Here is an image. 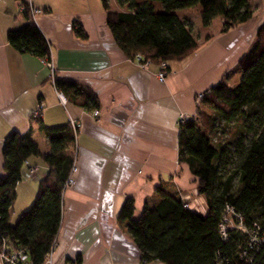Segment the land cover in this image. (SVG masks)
<instances>
[{
	"label": "crops",
	"instance_id": "0c3cea01",
	"mask_svg": "<svg viewBox=\"0 0 264 264\" xmlns=\"http://www.w3.org/2000/svg\"><path fill=\"white\" fill-rule=\"evenodd\" d=\"M28 2L42 10L35 17L29 14L50 44L55 76L90 88L98 98L100 117L93 110L64 105L50 66L9 43L8 33L28 22L21 11ZM112 5L120 9L116 0ZM180 17L192 20L188 14ZM75 24L82 25L86 39L77 36ZM260 24L250 21L228 32H222L223 26L201 29L210 39L197 37L201 46L196 52L168 62V76L161 83L159 64L142 68L119 48L101 0H0V175L3 143L12 131L31 130L41 150L50 152V142L33 116L40 104L47 126L79 125L75 185L63 193L55 264H79V259L80 264H143L141 251L118 217L130 197L134 217H140L146 203L156 201L161 185L193 209L207 212L197 178L179 162V123L196 114L199 94L221 82L234 87L242 79L232 78L233 72L253 48ZM30 166L37 168L35 174ZM48 170L42 158L29 159L17 187L28 195L22 211L32 205Z\"/></svg>",
	"mask_w": 264,
	"mask_h": 264
},
{
	"label": "trees",
	"instance_id": "16d2710c",
	"mask_svg": "<svg viewBox=\"0 0 264 264\" xmlns=\"http://www.w3.org/2000/svg\"><path fill=\"white\" fill-rule=\"evenodd\" d=\"M112 1L101 0L119 48L128 58L141 55L157 64L184 60L201 46L192 20L182 19L180 10L200 6L202 26L209 28L221 18L222 32L250 22L255 12L251 0H116L120 9ZM24 5L28 7L29 2ZM24 12L28 22L8 33L9 43L21 53L49 60V42L28 8ZM75 33L87 38L81 24H75ZM209 39L207 35L204 42ZM239 69L243 72L239 84L230 87L221 82L204 92L196 114L179 123V162L188 165L197 178V191L207 201V212L191 209L166 185L157 187L156 201L147 202L140 217H134L133 198H127L122 207L118 219L126 223L143 264H264V244L250 248L251 237L236 227L240 216L247 230L264 236V22ZM54 81L69 104L100 109L90 88L57 76ZM36 119L39 131L50 142V152L41 150L31 130L12 131L3 143L0 249L22 250L32 264H44L61 227L63 193L75 163L77 131L69 123L47 126L41 116ZM219 124V133L228 134V140H214ZM31 157L42 158L49 170L39 181L32 205L14 226L11 210ZM226 217L233 226L224 238L221 224Z\"/></svg>",
	"mask_w": 264,
	"mask_h": 264
},
{
	"label": "built area",
	"instance_id": "2783aa9c",
	"mask_svg": "<svg viewBox=\"0 0 264 264\" xmlns=\"http://www.w3.org/2000/svg\"><path fill=\"white\" fill-rule=\"evenodd\" d=\"M26 8H28L29 13L31 14L32 17L37 16V14L42 13L41 9H38L36 7H34L31 3H29V6L26 7L25 5H23L21 7V11H26ZM135 60L140 64V66L142 68H147L152 61L151 60H144L143 57L141 55H137L135 57ZM48 66H50L51 70H52V75H53V79H55V75H56V71L55 68L53 66V63H51L49 60H45L44 61ZM160 65V71L158 73V79L161 83H165L167 76H168V65L167 62H162L159 64ZM203 97V93L199 94L197 96V102H199L201 100V98ZM59 98L61 100V102L64 105H67V99L64 96V94L59 92ZM44 110V107L42 104L39 105V107L34 111L33 116L35 118H38L42 115V111ZM101 115V110L100 109H95L93 110V116L95 118L100 117ZM190 117H182V119H188ZM72 127L75 129V131L78 132L79 130V125H77L74 122H71ZM37 171L36 167L31 168L30 172L32 174H35ZM77 172V166H76V162L74 163L72 169H71V173L70 176L65 184V188L64 190L68 189L69 187L75 185V179H74V174ZM187 202V201H186ZM188 206L193 209L190 206V203L188 202ZM195 210V209H194ZM198 211V210H196ZM200 212V211H198ZM203 213V212H202ZM238 218V223L236 224V227L241 230L244 233H247L250 237H251V244H250V248L255 249L260 245L264 244V236L259 238V233L258 236L255 232H251L250 230H247V228L244 226L241 217H237ZM233 226L229 217H226L224 219V222L221 224V232L224 236V238L227 237V230L229 227ZM258 232V231H257ZM55 253H56V241L54 243V246L52 248V250L50 251V253L47 255L44 264H55L54 259H55ZM243 255H245V258H248V253L245 252ZM0 264H32V262L28 259V256L22 251V250H14V251H7L6 249H0Z\"/></svg>",
	"mask_w": 264,
	"mask_h": 264
},
{
	"label": "rangeland",
	"instance_id": "374dc122",
	"mask_svg": "<svg viewBox=\"0 0 264 264\" xmlns=\"http://www.w3.org/2000/svg\"><path fill=\"white\" fill-rule=\"evenodd\" d=\"M251 3L255 11L253 19L251 21H254V24L255 22L262 24L264 22V0H251ZM156 6L158 10H162V5L160 3H157ZM201 10L202 9L200 6H196L193 8L180 10L178 13L180 16L184 14H188V16L192 19L193 27H194L193 29H195L194 34L196 35V37L201 36V38H206L207 33L205 32V30H201V29H222L223 19L217 18L213 21L212 25L209 28H205L202 26V22H201ZM242 25H239V26H242ZM259 27L257 29H259ZM241 75H243V72L240 69H238L237 71L233 72L232 78H236L239 76L241 77ZM240 81L241 79H239L238 82L233 86H236L237 84H239ZM217 127H218V130L214 134V140H219V141L228 140L229 139L228 134L219 133V130L222 128V124H219ZM232 146H230V148L233 150ZM17 193H18L19 198L14 203V206L11 210V217H10V222L14 226L18 224L21 215L24 213V211L21 210L23 207L21 206V204L25 200V198H27L28 196L27 192L25 191H20V192L18 191Z\"/></svg>",
	"mask_w": 264,
	"mask_h": 264
}]
</instances>
